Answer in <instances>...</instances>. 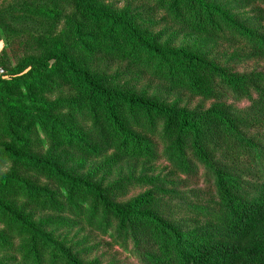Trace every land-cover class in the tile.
Here are the masks:
<instances>
[{"label":"trees","instance_id":"1","mask_svg":"<svg viewBox=\"0 0 264 264\" xmlns=\"http://www.w3.org/2000/svg\"><path fill=\"white\" fill-rule=\"evenodd\" d=\"M161 25L196 44L169 49ZM261 25L264 0L0 3V264L103 262L84 240L58 243L68 228L134 261L114 264H264V74L220 67L243 51L264 57L249 30ZM127 78L215 104L172 107ZM228 92L247 104L239 114L219 106ZM75 156L109 168L164 159L170 170L122 203L75 174ZM14 246L19 259L1 254Z\"/></svg>","mask_w":264,"mask_h":264},{"label":"rangeland","instance_id":"2","mask_svg":"<svg viewBox=\"0 0 264 264\" xmlns=\"http://www.w3.org/2000/svg\"><path fill=\"white\" fill-rule=\"evenodd\" d=\"M11 2L12 0H1ZM121 5H119L120 7ZM159 16L156 17V19ZM166 25V24H164ZM251 32H253L254 37H258L259 39H264V25L259 27L249 28ZM154 32H161L163 34L162 40L159 42L161 44H165L169 49H180L185 46H192L196 44L197 40L194 36L190 34L180 33L177 37L172 38V31L168 34L167 32H163V26H157ZM4 40L0 41V51L4 48ZM222 48V52L226 55H230L232 50L229 49L225 43L220 45ZM241 60L238 62L231 61L227 62V57L224 58L222 62H220V67L224 68V70H229L234 74H255L261 73L264 74V57L256 56V55H248L246 51H243ZM226 55V56H227ZM1 69V68H0ZM115 70V68H113ZM5 74L2 70L0 76ZM132 76H134L132 74ZM129 76V77H132ZM7 78V77H5ZM126 77L123 78V80ZM127 89H131L132 92L144 93L148 97H154L159 99V101L163 102L172 107L185 108L190 111H198L202 112L210 109L213 104H215L214 100L206 101L199 98H194L191 95L185 92H174L168 86L163 83H159L157 81L150 82L147 79H128L126 82ZM223 108L231 107L235 114H239L237 111H243L247 104L243 100L234 99L233 95L228 92L226 99L221 102L219 105ZM46 148H42L39 152L44 153ZM77 160L80 162L78 163ZM74 173L89 176L98 183L104 190H110L116 195L115 197L120 202H130L135 198L145 195L149 190L152 189V185L148 184V180L155 177H166L169 173L168 164L164 159H160L157 163L154 164H143V163H120L118 166H114L109 168L108 164H106L103 160H84L79 159L77 156L74 157ZM77 163V164H76ZM187 185H190L187 182ZM113 186H117L118 189H113ZM120 186V187H119ZM112 188V189H109ZM190 190V189H187ZM120 191H123L122 193ZM184 191H181L183 193ZM167 197H161L159 199V206L164 207L165 205L162 202H166ZM44 214H42L43 217ZM40 218L41 215L38 214L36 218ZM55 240L58 243L64 244H76L79 241H85L87 244L97 246L99 260L103 261L100 264H114L116 262H123L128 259L129 262L134 263L133 258L128 256L127 254H121V250L118 246L111 247L109 244V239L107 237L98 235L88 229L84 228H68V229H59L55 232L54 236ZM16 245V243H15ZM15 246L12 248H7L6 251H2V255H6V252L9 255L17 257L15 253Z\"/></svg>","mask_w":264,"mask_h":264},{"label":"water","instance_id":"3","mask_svg":"<svg viewBox=\"0 0 264 264\" xmlns=\"http://www.w3.org/2000/svg\"><path fill=\"white\" fill-rule=\"evenodd\" d=\"M2 72V69H0V73Z\"/></svg>","mask_w":264,"mask_h":264}]
</instances>
